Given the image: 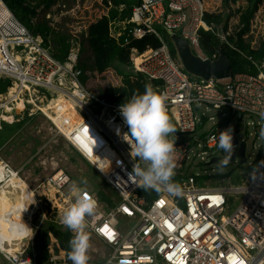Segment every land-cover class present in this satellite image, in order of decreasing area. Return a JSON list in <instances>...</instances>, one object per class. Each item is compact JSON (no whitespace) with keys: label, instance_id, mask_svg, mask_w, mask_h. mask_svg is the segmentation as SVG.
Instances as JSON below:
<instances>
[{"label":"built area","instance_id":"obj_1","mask_svg":"<svg viewBox=\"0 0 264 264\" xmlns=\"http://www.w3.org/2000/svg\"><path fill=\"white\" fill-rule=\"evenodd\" d=\"M229 1L240 8L241 0ZM105 6L109 13L112 1L108 0ZM123 9L124 6H120V11ZM207 14L205 0H140L129 20L122 23L121 31L111 32L116 39L128 31L134 39L155 35L161 42L158 49L142 54L132 50L131 74L133 78L142 76L154 91L167 97L168 115L177 129L175 137L179 139L175 143L173 178H179L182 194L174 196L161 187L151 189L156 195L149 200L141 194L139 178L128 175L134 165H140L132 147L134 140L130 135L124 136L128 126L120 115V104L97 96L87 81L82 80L85 75L79 66L82 42L77 37L70 40L67 58L63 62L57 60L44 38L33 35L6 1L0 0V81L10 82L6 92L0 94V123H15L16 118L24 114H41L56 128L68 150L90 164L119 197L112 210L102 212L97 196L91 195L98 207L95 215L88 219V232L110 252L102 263L88 264H235L237 260L240 264H264V150L259 163L248 166L250 170L243 184L236 187L211 186L210 180L200 179L196 172L202 167L195 165L196 158H201L207 167L220 160L218 157L223 150L218 147L219 134L232 126L234 117H239L238 125L246 119L247 129L264 130V116H261L264 112V60L249 58L258 70L257 75L238 73L225 81H205L185 72L157 29L186 40L200 59L214 61L219 54L204 53L202 32L212 33L225 44L233 33L230 28L225 30L220 24L208 23ZM257 23L250 25L249 33H254ZM114 24L116 21L112 28ZM107 72L111 74L110 70ZM59 98L69 100L72 105V117H60L67 130L60 129L54 121L59 116L52 104ZM18 104L23 106L21 112L17 111ZM211 109L218 112L219 121L207 115ZM6 115L12 120H5ZM235 129L239 156V148L245 141H240V131ZM213 160L217 161L209 165ZM0 165L5 179L2 181L17 177L28 186L27 192L20 196V207H11L2 220L20 212L32 225L31 238L21 243L20 250L14 253L4 248H9V240L0 231L3 246L0 262L3 259L6 264H38L35 237L48 216L52 218L47 221L65 226L60 217L75 198H66L63 192L71 176L63 169H56L55 156L42 162V166H52L55 172L36 185H30L20 170L3 159ZM227 180L230 182L231 177ZM19 189V186H11L9 195ZM230 196H236L239 203L227 215ZM38 213L43 219L34 225ZM120 219L130 221L131 225H121ZM15 229L22 231V228ZM20 240L16 237L13 242ZM55 243L49 246L48 264L65 262L53 255Z\"/></svg>","mask_w":264,"mask_h":264},{"label":"rangeland","instance_id":"obj_2","mask_svg":"<svg viewBox=\"0 0 264 264\" xmlns=\"http://www.w3.org/2000/svg\"><path fill=\"white\" fill-rule=\"evenodd\" d=\"M205 2L209 15L221 16L223 21L222 27L227 26L231 29L230 32L233 34L238 33L244 28L242 17L248 10V0H241L239 9L235 6L234 2L229 0H205ZM27 3L33 7L37 5L38 1L27 0L26 4ZM36 13V17L32 19L33 25L45 21L48 23L49 27L58 31L59 34L68 37L69 41L77 37L82 42L86 36L89 25L107 14L108 10L105 3L101 2V0H58L56 5L48 11L45 12L44 7H40L37 9ZM255 21L258 23L255 26L254 33L251 34L248 30L243 36L244 40L250 43L252 48L259 47L260 43L264 41V3L260 5L258 11L251 18L250 25H254ZM122 26L123 24H121V22H116L112 28V32L115 34L120 32ZM157 29L160 34L165 35L163 29ZM83 45L82 42V47ZM49 47L51 51H53L51 42L49 43ZM193 52L195 53V51ZM90 55L88 48L85 47L83 52L81 50V61L89 63ZM118 67L120 71L125 74L130 75L132 72L130 65H118ZM110 71L111 74L107 72L103 76L95 75V73L89 70L83 71L89 88L99 97L102 95V90L108 86H121L123 84L124 77L121 73L115 68L110 69ZM207 115L215 116L217 121L221 118L218 112L213 109L208 111ZM238 119L239 117L233 118L232 127L234 131L236 130L235 127H237V130L240 131V141H245L247 158V162L241 168H239L241 159L238 156V150H236L226 166H222L220 163L227 155L224 151L218 157L220 160L210 167H207L205 163L201 162V158L195 159V165L202 167V169L196 173H198L201 180H210L211 186L220 185L227 188L229 186L236 187L242 185L244 177H246V172L250 170L248 166L255 164L259 153L264 150V136H261V131L255 130L254 128L247 129L246 119H243L242 124L238 125ZM5 120H12V118L9 119L6 115ZM16 120L17 122L15 123H6L5 121L9 127H4L5 124L0 123V135L1 133L4 134L3 137H0V158L8 162L14 169L20 170L21 175L29 179L30 185L31 183L32 185H36L37 182L44 180L55 172L52 166H42V162L48 158L50 159L51 156H55L58 162V167H56V169H63L71 176L70 184L63 191L66 198L70 196L75 197V193L71 191V184L73 181L79 183L81 180H86V191L89 195L97 196L102 212H109L115 207V204L119 201V197L115 191L90 164L82 160L76 153L68 150L65 141L58 135L56 128L53 127L48 120L39 113L33 116L24 114L17 117ZM171 122L175 126L172 119ZM210 125L211 123H209L207 127ZM12 128L14 129L9 130ZM176 133L169 134L168 136V139L175 143L179 141V139L175 137ZM139 165L142 168L147 167V162L139 158ZM241 171L243 172L242 174ZM229 173L232 174L230 176V182L227 180L228 177H221L223 175L227 176ZM172 181L178 184L179 178H172ZM25 191L27 192V190ZM22 192L23 190L21 191L19 189L18 193L14 192L12 195H9L12 197L11 202L15 203L17 197L21 196ZM238 203L239 201H237L236 196H230L228 198L229 212L227 215H230L236 209ZM41 213H38L36 219L33 220L34 225H38L40 221H42L43 215ZM51 218V216H48L46 221ZM60 218L62 220V216ZM46 221L43 226H45L47 222H50ZM120 224L129 227L131 222L126 219H120ZM17 228H22V231L19 232L15 230V237H24L20 238V242L30 236L31 227L29 230L24 222ZM90 243V259L88 263H102L104 257L109 254V249L92 235H90ZM55 246H53V249H55L53 255L65 261L60 264H71L67 252L62 250L57 243H55ZM59 250L64 251V255L61 257L56 255ZM0 264L6 263L1 259Z\"/></svg>","mask_w":264,"mask_h":264},{"label":"trees","instance_id":"obj_3","mask_svg":"<svg viewBox=\"0 0 264 264\" xmlns=\"http://www.w3.org/2000/svg\"><path fill=\"white\" fill-rule=\"evenodd\" d=\"M8 7L14 12L16 17L29 29L33 35H40L44 38L45 44L48 47L49 43L52 44V52L54 57L63 62L68 56L70 50L69 38L63 34H59L58 31L49 27L48 23L43 21L37 25L32 24V19L37 15V9L44 7V11H48L54 7L58 0H37L36 6H30L27 0H5ZM113 7L110 9L108 16L93 22L87 29V36H85L82 47V52L85 47L90 52V62H82V56L80 60V68L84 71L89 70L98 75H102L110 69H116L124 77L123 85L120 87H107L101 92V97L110 103H126L135 94H143L145 86L148 85L146 80L141 77H134L132 74H125L120 71L118 65L128 66L131 61L132 50H136L142 54L149 49H158L161 46L160 40L155 35H147L145 38L138 40L129 35V32H123L119 39L112 36V23L114 21L125 23L132 15L133 7L140 3V0H111ZM105 5H108V0L104 1ZM264 3V0H248V10L242 17V28L238 33L232 34L228 38V44L221 43V41L212 33L202 32L201 47L204 53L208 56L216 54L219 50L226 53L228 59L234 66L232 76L238 73H248L251 75H257L258 70L249 60L252 58L255 61L264 60V41H262L259 47L252 48L251 44L244 40V35L248 32L250 26V20L258 11L260 5ZM120 6H124V9L120 11ZM206 20L208 23H216L222 25L223 21L221 16H213L207 14ZM228 27L225 26L226 30ZM159 33V32H158ZM160 34V33H159ZM161 37L169 45L171 53L174 57H177L176 50L173 43L169 39L167 33L165 35L160 34ZM86 82L85 76L82 78ZM10 82L0 81V94L6 92ZM4 127H9L4 123ZM9 129V130H13ZM4 134L1 133L0 137ZM3 139V138H2ZM263 151L258 155L257 161L254 165H257L261 160ZM242 166H239L241 168ZM232 174L223 175V177H230ZM141 194L148 197L149 200L153 199L156 193L151 189H141ZM74 233L67 227L63 228L57 223L50 221L45 226H42L35 237V250L37 254L38 264H48L50 259L51 238L54 237L59 246L65 252L70 251L69 241L72 239Z\"/></svg>","mask_w":264,"mask_h":264},{"label":"clouds","instance_id":"obj_4","mask_svg":"<svg viewBox=\"0 0 264 264\" xmlns=\"http://www.w3.org/2000/svg\"><path fill=\"white\" fill-rule=\"evenodd\" d=\"M166 100L165 95L154 91L151 85H146L144 93L135 94L126 103H122L119 112L128 126V132L124 136L130 135L134 140V155L147 162V167L144 168L134 165L128 173L129 177L139 178V186L145 190L163 187L172 195L179 196L182 194L181 186L172 181L176 167V144L168 139L169 134L176 133L177 129L168 115ZM261 116H264V112ZM261 136H264V130L261 131ZM218 147L227 153L220 161L222 166H226L238 147L234 143L232 126L220 131ZM86 186V180L72 182L71 191L75 193V198L64 211L61 220L74 233L69 241L68 259L71 264H88L90 259L88 219L95 215L98 205L96 199L87 193Z\"/></svg>","mask_w":264,"mask_h":264},{"label":"bare ground","instance_id":"obj_5","mask_svg":"<svg viewBox=\"0 0 264 264\" xmlns=\"http://www.w3.org/2000/svg\"><path fill=\"white\" fill-rule=\"evenodd\" d=\"M22 109H23V106L21 104H18L17 111L21 112ZM52 109L57 114V116H59V118L54 119L56 125L60 129L67 130L68 129L67 126H65V124L61 123L60 120H61V118L72 117L71 116V114L73 113L72 112V105L69 102V100H66L64 98H59L58 100L53 102ZM74 117L76 119L77 116L74 114ZM76 120H78V119H76ZM0 170H1V165H0ZM2 175L3 174H1V171H0V183L5 182V181H2V180H5ZM11 186H19V188L21 190H23V193L26 192L25 190L28 189V186L25 182H23L21 179H19L17 177H13V178H11L10 181H7L3 184H0V231L9 240V243H8L9 248H7L5 246H4V248L9 250L11 253H14V252L20 250L21 245L26 242V239L31 238L32 225L27 219H24V217H22V214L20 212L19 213L15 212V214H13L12 216H10L9 218L6 219L8 221L2 220V216H5V213L8 212L11 207L12 208H13V206L14 207H20V203H21L20 202V196L17 197V199H16L17 201L15 203L11 202V197L9 196V190H10ZM15 193H18V192H15ZM28 193L31 194V191H28ZM10 222L13 223V225H10ZM23 222L26 226H28L29 230L31 227V234L28 238H26L22 242L15 243V242H13L14 238H16L15 237V230H16L15 228L19 227ZM12 227H13V229H12ZM20 238H24V237H20ZM0 247L3 248V246L1 244H0ZM56 255L61 257L64 255V251L59 250L56 253Z\"/></svg>","mask_w":264,"mask_h":264},{"label":"water","instance_id":"obj_6","mask_svg":"<svg viewBox=\"0 0 264 264\" xmlns=\"http://www.w3.org/2000/svg\"><path fill=\"white\" fill-rule=\"evenodd\" d=\"M166 33L173 43L177 57L185 72L205 81H225L231 78L234 66L224 51H218L219 57L217 60H202L193 54L186 40L170 31H167ZM237 134L238 131L234 132L235 144H238L236 138ZM239 157L241 159L240 166H243L247 162L246 144H242L239 148ZM216 161L217 160H213L209 165H212V163H215Z\"/></svg>","mask_w":264,"mask_h":264},{"label":"snow or ice","instance_id":"obj_7","mask_svg":"<svg viewBox=\"0 0 264 264\" xmlns=\"http://www.w3.org/2000/svg\"><path fill=\"white\" fill-rule=\"evenodd\" d=\"M169 228H171V225H169ZM104 231L109 235V238H111V233L108 232L107 228H105ZM235 264H240V261L237 260Z\"/></svg>","mask_w":264,"mask_h":264},{"label":"crops","instance_id":"obj_8","mask_svg":"<svg viewBox=\"0 0 264 264\" xmlns=\"http://www.w3.org/2000/svg\"><path fill=\"white\" fill-rule=\"evenodd\" d=\"M54 239V240H53ZM55 241H56V243H58V241L54 238V237H52V243H55ZM59 245V244H58Z\"/></svg>","mask_w":264,"mask_h":264}]
</instances>
